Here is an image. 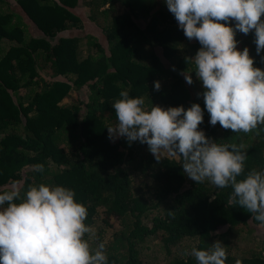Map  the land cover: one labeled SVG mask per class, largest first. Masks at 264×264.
<instances>
[{
  "label": "trees",
  "instance_id": "trees-1",
  "mask_svg": "<svg viewBox=\"0 0 264 264\" xmlns=\"http://www.w3.org/2000/svg\"><path fill=\"white\" fill-rule=\"evenodd\" d=\"M79 3L98 31L67 34L83 24ZM255 39L254 31L236 33L238 50L247 47L264 70ZM200 47L164 0H0V192L14 182L22 194L40 184L74 190L94 233L85 239L93 249L105 244L108 264H146L158 252L167 264H197L184 253L216 241L226 247V264H264V226L229 202L231 187L196 184L181 158L158 162L146 144L108 138L121 91L143 97L145 110L198 103L206 137L244 145L238 179L264 172V125L250 133L210 125L192 60Z\"/></svg>",
  "mask_w": 264,
  "mask_h": 264
},
{
  "label": "clouds",
  "instance_id": "clouds-1",
  "mask_svg": "<svg viewBox=\"0 0 264 264\" xmlns=\"http://www.w3.org/2000/svg\"><path fill=\"white\" fill-rule=\"evenodd\" d=\"M189 40L201 45L194 59L202 82L210 125L233 133H250L264 125V70L254 66L245 47L238 50L236 33L254 31L256 52L264 51V0H164ZM235 22L234 27L231 22ZM175 70V69H173ZM185 81L193 83L191 73ZM157 81L154 90L159 91ZM112 104L118 123L107 127L108 138H126L148 146L159 162L162 156L181 158L182 168L196 184L210 182L218 189L231 187L229 202L254 214L264 226V172L245 173L244 145L220 144L199 130L204 112L198 103L144 108V98L127 91ZM259 135V131H257ZM43 172L44 165H33ZM64 186L29 185L23 192L16 182L0 192V264H108L105 244L93 249L86 234L87 208ZM172 215L171 212H169ZM197 264H226V247L216 241L207 250L192 248ZM236 264H241L237 261Z\"/></svg>",
  "mask_w": 264,
  "mask_h": 264
},
{
  "label": "rangeland",
  "instance_id": "rangeland-1",
  "mask_svg": "<svg viewBox=\"0 0 264 264\" xmlns=\"http://www.w3.org/2000/svg\"><path fill=\"white\" fill-rule=\"evenodd\" d=\"M74 9H75L76 13L82 17L83 24L81 27H70L69 29L66 30L67 34H69V33L82 34V33L88 32V31H98V26L96 25V23L93 20L88 18L89 12L86 11L85 5L83 3H79ZM114 224H115V226L118 225L116 220L114 221ZM224 229H225V227H221V230H224ZM143 250L147 253H152L155 250V248H153L151 250V249H145L143 247ZM156 256L158 258L150 257L152 259L149 258L148 262L145 261L146 264H167V261L164 260L161 252H158V254Z\"/></svg>",
  "mask_w": 264,
  "mask_h": 264
}]
</instances>
